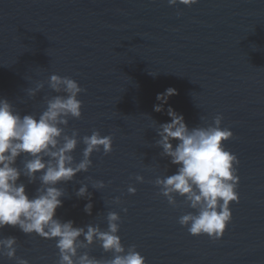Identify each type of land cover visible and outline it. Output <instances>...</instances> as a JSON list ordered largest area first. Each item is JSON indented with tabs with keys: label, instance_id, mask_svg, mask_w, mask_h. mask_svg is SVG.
Listing matches in <instances>:
<instances>
[{
	"label": "water",
	"instance_id": "water-1",
	"mask_svg": "<svg viewBox=\"0 0 264 264\" xmlns=\"http://www.w3.org/2000/svg\"><path fill=\"white\" fill-rule=\"evenodd\" d=\"M53 74L85 89L81 118H69L64 133L75 130L81 141L93 131L112 137L110 154L94 152L88 172L58 185L65 196L57 218L107 230L108 213H117L123 246H135L145 264H264V0H199L191 7L168 0H0V99L21 116L38 117L57 95L47 83ZM38 83L44 87L29 96ZM170 87L177 95L157 113V94ZM169 106L190 129L219 114L233 133L224 148L239 160V202L230 205L232 221L219 240L190 235L178 221L194 210L180 196L170 206L155 184L177 171L155 145L158 125L170 122ZM84 147L80 142L72 153L76 162ZM20 182L30 197L40 187L39 180ZM97 182L104 188L94 189ZM82 183L90 201L76 196ZM89 202L91 215L84 211ZM7 237L16 238V256L28 264L59 260L55 240L10 226L0 230V239ZM85 251L112 259L99 242ZM0 264L16 261L0 256Z\"/></svg>",
	"mask_w": 264,
	"mask_h": 264
},
{
	"label": "clouds",
	"instance_id": "clouds-1",
	"mask_svg": "<svg viewBox=\"0 0 264 264\" xmlns=\"http://www.w3.org/2000/svg\"><path fill=\"white\" fill-rule=\"evenodd\" d=\"M153 3L156 0H152ZM199 0H168L169 6L181 4L191 7ZM48 86L57 95L46 101V109L38 116L17 112L7 99H0V230L6 226L19 228L27 235L35 234L43 239L55 240L59 260L57 264H145V258L135 246L127 249L118 235L120 217L115 212L107 215V230L97 225L76 227L74 222L62 221L56 211L63 206L65 191L58 185L72 181L81 172H88L92 165L90 157L103 149L105 155L112 151V137L101 136L93 131L90 136L78 140L74 130L71 136L64 133L69 118L80 119L82 101L79 95L85 91L70 77L51 75ZM44 87L38 83L28 90L35 96ZM177 92L167 88L157 94L160 103L154 106L157 113L163 112V105ZM170 122L158 125L155 145L162 149L161 156L170 159L177 167L172 175L157 177L155 184L160 195L170 206L176 207V196L194 210L179 218L178 223L186 227L190 235H206L212 240L223 237L227 225L232 221L230 205L239 202L237 188L238 158L225 150L224 142L233 137L228 128H222V115H216L213 123L206 127L189 128L182 114L171 106L167 109ZM85 146L82 159L76 162L72 153L78 143ZM175 142V144L173 143ZM23 157V167L17 166V159ZM21 176L29 183L39 180L40 187L30 197ZM137 182L143 177L137 175ZM94 189L104 188L103 182L92 184ZM134 195L136 189L128 188ZM77 198H88V185L81 184L76 191ZM119 204L120 200L116 199ZM92 203L85 205L86 214H92ZM126 211V209H125ZM83 237V239H81ZM99 242L105 252L112 253V259L101 261L90 256L85 249ZM15 237L0 239V256L15 260L16 264L28 261L16 256Z\"/></svg>",
	"mask_w": 264,
	"mask_h": 264
}]
</instances>
